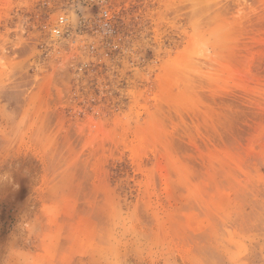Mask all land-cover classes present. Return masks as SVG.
Returning a JSON list of instances; mask_svg holds the SVG:
<instances>
[{
    "label": "rangeland",
    "instance_id": "1",
    "mask_svg": "<svg viewBox=\"0 0 264 264\" xmlns=\"http://www.w3.org/2000/svg\"><path fill=\"white\" fill-rule=\"evenodd\" d=\"M0 264H264V0H0Z\"/></svg>",
    "mask_w": 264,
    "mask_h": 264
},
{
    "label": "built area",
    "instance_id": "2",
    "mask_svg": "<svg viewBox=\"0 0 264 264\" xmlns=\"http://www.w3.org/2000/svg\"><path fill=\"white\" fill-rule=\"evenodd\" d=\"M104 16H108V12H104ZM65 21H66L65 18H64V17H61V18H60V21H59L60 26H61L62 24H64ZM53 35H54L55 37H59V36L61 35V29H60V27H57L56 29H54V31H53Z\"/></svg>",
    "mask_w": 264,
    "mask_h": 264
}]
</instances>
